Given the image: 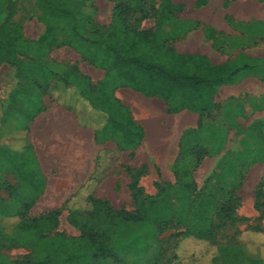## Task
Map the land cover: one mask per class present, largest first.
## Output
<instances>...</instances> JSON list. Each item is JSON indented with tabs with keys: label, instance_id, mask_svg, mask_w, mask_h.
<instances>
[{
	"label": "rangeland",
	"instance_id": "obj_1",
	"mask_svg": "<svg viewBox=\"0 0 264 264\" xmlns=\"http://www.w3.org/2000/svg\"><path fill=\"white\" fill-rule=\"evenodd\" d=\"M66 1L77 11L92 13L90 31L111 38L121 36L123 18L115 16V5L121 0ZM128 1L132 3L135 12L142 6L152 16L139 21L137 20L139 14L131 13L124 23L125 26L139 29L153 27L157 31V38H160L164 34L168 8L165 1ZM173 1L174 5L178 6L196 2V0ZM26 6L30 9L28 4ZM93 6L96 7L94 11L91 9ZM176 9L180 11V7ZM30 17L31 15H28L26 18ZM236 94L233 88L224 87L218 96V108L212 115L201 118L198 129L189 130L185 128L190 124H196V116L183 112L168 116L158 102L161 105L159 107L162 118H167L168 123L175 128V140L180 135L183 136L181 151L184 152V156L180 158L179 163L177 162L175 171H166L164 161H160L165 156L155 157L150 154L148 148L142 150L139 155L141 169L133 167L138 162L130 152L127 151L122 156L116 154V151L108 152L106 163L108 166L104 168L105 170H110V173L119 172V175L127 178L131 176V179L143 176L145 184L144 187L134 190L130 187L134 193L133 203L126 201L123 204V198L120 197L119 202L114 205L108 203V207L138 214L145 211L144 217L147 219L144 221L113 218L111 212L109 214L105 212L106 216L91 218L87 211L92 209L89 204L69 203L61 208L62 211L60 210L64 226L59 228V219L57 227H53V222L48 220H28L27 217L34 219L28 215L31 205L5 204L0 200V264L15 263L25 258L35 260L38 257V247L41 250L59 253V261L65 262L64 254L60 253L62 248L68 246L72 248L71 251H77L85 244L94 258L82 264H215L214 258L218 255L216 248L211 254H204L202 250L209 251L201 244L195 247L192 244L194 238L189 237V231L191 232L193 228L202 229L203 233L212 230L213 227L209 224L199 221L196 223L193 216L199 202L206 210L212 205V208L214 207L215 200L216 205L211 218V224L215 228L213 229L215 241L227 243L238 235L240 241L246 244L248 251L240 264H253L254 262L247 261L248 256L264 261V233L252 231L255 227L264 230V205L260 211L256 210L254 200L260 184L264 183V124L262 128L256 126V122H264V104L245 97L243 93H239L240 97ZM192 130L198 131L195 135L200 141L197 146L190 149L191 147L185 146L193 136ZM110 145L114 149L115 145L113 143ZM185 167L187 173H183ZM123 168L125 170H122ZM252 168L255 170L251 173ZM1 174L9 175L7 177L9 183H13V179L17 180V190L27 192L30 200L35 199L34 197L44 190V179L31 154L26 153L22 156L2 154L0 176ZM245 181L246 183L250 181V184L249 189L243 193ZM185 185L190 187L193 194L189 200H180L177 198V191H180L179 195L182 196L191 192L184 187ZM11 191L0 188V195L5 197L7 192ZM9 199L12 201V198ZM228 200L236 202L234 212L230 218L218 221L216 213ZM158 205L161 206L160 210L157 209ZM198 216L203 218L205 214L202 211ZM160 217L164 218L161 226ZM29 227L34 228L39 234L33 246L27 238ZM75 228L81 232L79 237L71 236L72 233H79ZM85 234H95L97 236L95 243H87ZM233 250L237 252L240 248ZM66 264L79 262L69 261ZM228 264H236V260H231Z\"/></svg>",
	"mask_w": 264,
	"mask_h": 264
},
{
	"label": "crops",
	"instance_id": "obj_2",
	"mask_svg": "<svg viewBox=\"0 0 264 264\" xmlns=\"http://www.w3.org/2000/svg\"><path fill=\"white\" fill-rule=\"evenodd\" d=\"M7 5L8 0H0V26L6 20ZM179 6L177 15L166 16L161 35L166 45L181 54L204 55L216 65L251 68L239 74L234 84L220 88L217 104L224 87L233 88L237 97L243 93L264 104V0H228V4L227 0H208L202 5L196 0ZM58 39L59 43L39 19L24 20L16 46L6 43L0 59V156L33 155L45 182L42 193L30 200L27 192L17 190V180L12 177L13 183H9V175L1 174L0 188L12 191L5 197L0 195V200L5 204L31 205L28 215L32 218L49 216L69 203L89 204L90 198L114 205L122 197L123 204L133 203L131 176L104 169L108 166V152L116 151L121 156L130 152L138 162L133 167L141 169L139 155L148 148L155 157L165 156L160 161L165 162L166 171L176 170L181 152L183 136L175 140V128L162 118L159 106L168 116L175 113L168 112L164 101L125 86H113L112 91L108 88V97L129 111L144 128L145 137L131 150L124 149L120 139L103 138L105 117L66 82H72L67 72L77 68L98 90L109 80V73L86 60L66 38ZM181 112L197 118L196 124L186 126V130L199 128L203 116L188 110ZM248 184L250 181H245L243 193L249 189ZM144 186V177L140 176L138 187ZM62 217L59 215V228L64 226ZM75 230L79 233L71 236L79 237L81 232Z\"/></svg>",
	"mask_w": 264,
	"mask_h": 264
},
{
	"label": "trees",
	"instance_id": "obj_3",
	"mask_svg": "<svg viewBox=\"0 0 264 264\" xmlns=\"http://www.w3.org/2000/svg\"><path fill=\"white\" fill-rule=\"evenodd\" d=\"M141 1L143 0H139V2ZM164 1L168 5L166 16L177 15L180 12L176 9L180 6L174 5L172 0ZM207 1L197 0V4L202 5ZM27 4L30 9L26 6ZM132 6V3L128 0H121L115 5V16L123 18L121 21L122 33L117 38L90 31L92 13L77 11L66 0H8L5 13L6 20L0 26V59L8 43H11L12 47L16 46L15 41L21 36V24L24 20H27L28 15H31V17L35 16V18L48 25V34L54 37L57 36V43H59L58 38L61 36L66 38V41L71 43L86 60L98 68L106 69L109 73V80L101 85L98 90L92 88L89 80L83 77L77 68H71L67 72L72 82L69 83L67 80L66 83L76 87L79 95L87 100L95 111L105 117L101 136L109 139H120L122 147L127 150L136 148L141 144L145 137V131L143 127L135 122L128 110L108 97V88L112 91L113 86L115 88L130 87L148 98H158L164 101L169 113L188 110L204 117L212 115L218 108L216 95L220 88L234 84L239 74L251 69L248 65L238 68H232L228 64L216 65L208 57L200 54H181L170 45H166L163 37L157 38L155 28L139 29L125 26L124 23L131 13H138L140 17L137 20L139 21L147 20L152 16L144 7L141 6L139 11L135 12ZM91 9L94 11L96 7L93 6ZM154 13H156V10H154ZM31 17L30 19H33ZM10 38L12 39L10 40ZM263 124V121L256 122V126L260 128ZM192 132L193 136L185 146L186 148L191 147L190 149L197 146L200 141V138L195 135L198 131L192 130ZM182 156H184V152L181 151L178 163ZM183 173H187L186 167ZM139 177L132 179L131 189L138 188ZM263 186L264 183H261L255 193V209L259 211L264 205ZM184 187L191 192L182 196L179 195L180 191H177V198L189 200L193 194L192 190L187 185ZM235 203L228 200L227 203L222 205L216 213L217 220L224 221L230 218L234 212ZM213 204L215 207L216 200L213 201ZM89 205L92 209L87 211L91 218L106 216L105 212L108 214L111 212L113 218H122L125 221L139 222L147 219L144 217L145 211L138 214L123 209L114 210L108 207V202L94 198H90ZM212 206L205 210L202 203H198L193 219L196 223L199 221L209 224L213 228L206 233H203L202 229H191L189 237L194 238L192 244L195 247L200 244L204 246V249L209 251L202 250L204 254H211L216 248L218 255L214 258L215 264H228L231 260H236V264H240V261L248 253L246 244L240 241L238 235L227 243L215 241L213 233L215 228L211 224V218L214 214V207L212 208ZM157 209L160 210L161 206L158 205ZM202 211L205 217L200 218L202 216L198 215ZM59 215L60 211H57L46 217L34 219L27 217V219L31 221H36V219L48 220L53 222V227H57ZM163 221L164 218L160 217V226ZM154 222L156 223V220ZM252 231L264 233V230L256 227ZM28 232L27 238L33 246L39 234L34 228L31 229L30 227ZM84 236L87 243L90 242L91 244H94L97 238L95 234H85ZM235 248H240V251L235 252L233 250ZM71 249L68 246L61 249L60 253L64 254L65 262L59 261V253L46 249L41 250L38 247V257L35 260L25 258L22 261L10 264H66L69 261L70 263L79 262V264H82V262L94 258V255H90V249L86 244L77 251H71ZM246 259L249 263L254 262L253 264L264 263L262 259H254L252 256H248Z\"/></svg>",
	"mask_w": 264,
	"mask_h": 264
}]
</instances>
